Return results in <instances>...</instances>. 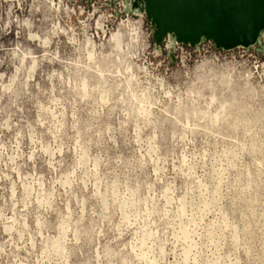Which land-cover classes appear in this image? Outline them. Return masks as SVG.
I'll return each mask as SVG.
<instances>
[{
    "label": "rangeland",
    "instance_id": "obj_1",
    "mask_svg": "<svg viewBox=\"0 0 264 264\" xmlns=\"http://www.w3.org/2000/svg\"><path fill=\"white\" fill-rule=\"evenodd\" d=\"M155 29L136 0H0V264H230L264 231V32L227 51Z\"/></svg>",
    "mask_w": 264,
    "mask_h": 264
},
{
    "label": "water",
    "instance_id": "obj_2",
    "mask_svg": "<svg viewBox=\"0 0 264 264\" xmlns=\"http://www.w3.org/2000/svg\"><path fill=\"white\" fill-rule=\"evenodd\" d=\"M136 1L144 3L158 43L173 35L180 45L209 41L229 51L256 45L264 30V0Z\"/></svg>",
    "mask_w": 264,
    "mask_h": 264
},
{
    "label": "clouds",
    "instance_id": "obj_3",
    "mask_svg": "<svg viewBox=\"0 0 264 264\" xmlns=\"http://www.w3.org/2000/svg\"><path fill=\"white\" fill-rule=\"evenodd\" d=\"M2 47L3 45H0V48ZM0 63H2V61H0ZM221 115H223V113ZM225 119H227V117H225ZM53 127L56 128V133H54L55 139L58 140L59 139V136H58L59 128L55 124H53ZM60 127H63V125H60ZM37 143H40L39 149H36L34 147V145ZM32 152L42 153L43 155L39 156L38 158L43 160L44 163L48 164L49 168L59 167L65 163L63 158H61L60 160L55 159L58 153L60 154L63 153L62 145L56 144V143H43L41 141H37L35 139L34 134H33ZM44 157H47V159H44ZM29 158L32 159L33 157L30 156ZM10 160H12V162L14 163L15 157L14 156L10 157ZM121 163H122L121 159L119 157H116L115 164L117 166H120ZM156 163H159V160H157ZM84 166L87 167V165H84ZM140 166H141V169H143V166H144L143 161L140 162ZM95 168H96V164H93L91 168H88V170L84 174V178L88 179L89 176L94 175ZM161 170L162 169L160 168L156 169V171L158 172ZM74 174H75L74 172L70 173V175H74ZM192 175L194 176L195 173L192 172ZM248 175H249V179H251V173H249ZM123 176H124L123 187L126 189V192L128 193H133V195L139 194L142 186H146L149 192H152L154 189V186L152 184L146 183L147 173H145L144 180L139 179V173H138L137 168L129 166L123 173ZM57 183H60V181H57ZM73 183H75V181L68 182L65 188V193L69 197H73L75 195V193L72 191ZM130 183L135 185L134 192H133V189L128 187ZM216 187L217 189H219V185H217ZM258 187L259 186L257 185L254 188L253 183L250 182L245 188V191L251 190L252 192H255ZM53 191H55V189H53ZM96 194L99 195V191H97ZM105 195L107 196V193H105ZM105 207H107L106 201H105ZM70 217H71V212H69L68 217H66V219H70ZM18 223L20 224V228L17 230L19 241H15V242L10 241V242L13 243L14 245L16 243H19V246L21 248H25V250H27V244H32V247L34 248L35 247L34 237H32L28 231V224L26 223V218H22L21 222H18ZM39 226L40 225L38 224V227ZM26 234L29 235V239L25 242ZM64 239L66 240L67 237L65 236ZM231 239L234 242V244H233L232 252L230 253L228 257L230 264H264V231H261L259 233H252V232H249L247 229H245L240 234H234L231 237ZM76 242L78 243L79 241L76 240ZM164 243H167V241H164ZM195 246H196L195 242H192L190 247L194 248ZM160 250L161 252L163 251L162 246H160ZM61 251H63V249H61ZM133 251H135V249H133ZM209 251L211 250L209 249ZM3 252H4L3 246H0V253H3ZM197 255H199V253H197ZM24 264H27V258H25ZM127 264H131V261H128Z\"/></svg>",
    "mask_w": 264,
    "mask_h": 264
},
{
    "label": "bare ground",
    "instance_id": "obj_4",
    "mask_svg": "<svg viewBox=\"0 0 264 264\" xmlns=\"http://www.w3.org/2000/svg\"><path fill=\"white\" fill-rule=\"evenodd\" d=\"M263 32H264V30H263ZM113 38H114V39H118L119 37L116 35V36H113Z\"/></svg>",
    "mask_w": 264,
    "mask_h": 264
}]
</instances>
